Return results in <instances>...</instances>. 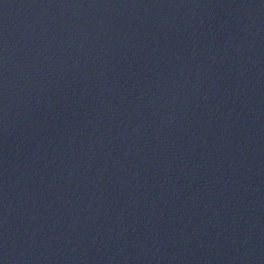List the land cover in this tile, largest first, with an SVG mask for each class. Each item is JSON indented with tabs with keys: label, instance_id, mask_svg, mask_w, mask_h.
I'll list each match as a JSON object with an SVG mask.
<instances>
[{
	"label": "water",
	"instance_id": "obj_1",
	"mask_svg": "<svg viewBox=\"0 0 264 264\" xmlns=\"http://www.w3.org/2000/svg\"><path fill=\"white\" fill-rule=\"evenodd\" d=\"M0 264H264V0H0Z\"/></svg>",
	"mask_w": 264,
	"mask_h": 264
}]
</instances>
